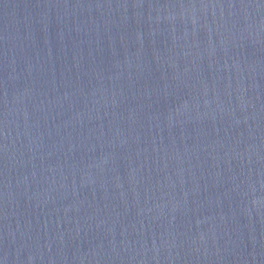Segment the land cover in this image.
<instances>
[{"label":"water","instance_id":"95a60500","mask_svg":"<svg viewBox=\"0 0 264 264\" xmlns=\"http://www.w3.org/2000/svg\"><path fill=\"white\" fill-rule=\"evenodd\" d=\"M0 264H264V0H0Z\"/></svg>","mask_w":264,"mask_h":264}]
</instances>
